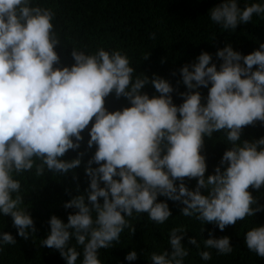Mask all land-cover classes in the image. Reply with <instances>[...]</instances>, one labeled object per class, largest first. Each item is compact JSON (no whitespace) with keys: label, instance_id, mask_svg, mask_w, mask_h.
Wrapping results in <instances>:
<instances>
[{"label":"clouds","instance_id":"clouds-1","mask_svg":"<svg viewBox=\"0 0 264 264\" xmlns=\"http://www.w3.org/2000/svg\"><path fill=\"white\" fill-rule=\"evenodd\" d=\"M207 15L234 32L254 15L264 17V0L243 7L239 0H220ZM54 18L55 11L36 0H0V216L11 217L18 236L29 239L36 228L21 206L17 177L67 174L80 166L82 152L70 160L62 157L80 148L90 122L87 146L96 150L84 167L88 187L63 204L75 210L66 223L56 215L49 218L50 230L41 241L42 247L58 250L65 264H77L81 257L80 264H103L100 250L118 243L125 229L133 234L134 216L146 213L156 224L169 220L168 200L183 205L180 215L220 231L264 211L249 190L264 188V136L241 138L245 126L264 125V43L246 55L225 45L215 53L219 67L212 54L202 51L179 70L178 83L187 90L179 93L183 99L176 105L167 79L134 75L129 57L119 49L88 53L73 46L74 63L56 66L60 41ZM149 84L158 95L141 91ZM201 87L208 89L205 98ZM112 93L130 106L109 111L105 98ZM214 133H222L231 147L206 176L202 149L205 137ZM185 178L196 179L194 189ZM186 233L184 226L172 228L170 251L153 252L150 264H185ZM244 242L264 258V225L247 230ZM16 243L10 232H0V251ZM188 243L200 248L196 237H188ZM203 245L217 255L233 251L230 237L211 232ZM199 255L203 261L212 258L208 250ZM137 259L134 248L124 257L129 264Z\"/></svg>","mask_w":264,"mask_h":264},{"label":"trees","instance_id":"trees-1","mask_svg":"<svg viewBox=\"0 0 264 264\" xmlns=\"http://www.w3.org/2000/svg\"><path fill=\"white\" fill-rule=\"evenodd\" d=\"M44 7L55 11L52 21L60 44L55 51L60 57L59 67L71 66L74 60L71 56L72 47L88 53L98 48L106 50L119 49L127 54L135 74L143 73L152 78L153 74L167 79L174 87L173 102L182 103L180 92L186 91L181 81L180 68L185 64L195 62L196 57L207 51L212 54L214 63L221 61L215 56L218 49L231 44L234 50L248 54L264 43V17L253 16L247 24L238 25L233 31H224L208 17V10L220 3V0H36ZM259 0H239L240 6ZM154 34L155 38H151ZM147 58L145 59V57ZM254 68L256 66H253ZM151 97L158 95L149 84L142 90ZM205 98L208 89H199ZM203 102V99H202ZM130 106L128 100L114 93L105 98V107L109 111L122 110ZM91 123L88 128L91 127ZM88 128L82 135L81 146L77 151L69 150L62 159L70 160L82 152V163L67 174L46 172L44 177H35L24 173L17 177L21 182V195L31 214L36 232L24 239L16 234L10 216H0V232H10L16 239L15 245H5L0 251V264H65L59 251L42 247L41 241L49 232L48 220L52 215L61 218L65 223L69 213L74 209H65L63 204L79 195L88 187L89 179L84 167L94 154L96 148H88ZM264 136V125L257 121L254 125L243 128L241 138L252 140ZM231 145L223 140L222 133H214L212 138L205 137L202 154L206 157L207 170L205 175L213 174L223 152ZM97 165L93 164V167ZM77 177L73 179V175ZM189 189H194L196 179L184 180ZM177 183H179L177 181ZM77 186L79 191H77ZM258 203L264 205V188L252 190ZM165 197H158L164 200ZM172 216L164 224H156L149 220L146 213L131 219L135 232L131 234L125 229L119 242H114L112 248L101 249L99 258L103 264H129L124 260L126 253L133 248L138 253V259L131 264H150L149 257L153 252L160 253L168 245L169 231L178 226L187 229L182 243L189 249L185 264H264V258L250 251L244 242L247 230L257 225H264V211L257 212L253 217L246 216L244 220L228 225L220 231L214 224H203L195 218L180 215L183 207L179 202L167 201ZM203 228V231H202ZM215 237L228 236L233 251L227 255H217L215 249H205L203 240L209 238V233ZM188 237H196L200 248L188 243ZM75 244V241H71ZM78 250H80L78 246ZM208 250L212 258L203 261L200 251ZM82 258V257H81ZM78 258L77 264H80Z\"/></svg>","mask_w":264,"mask_h":264}]
</instances>
